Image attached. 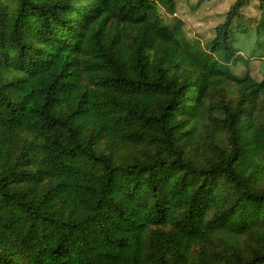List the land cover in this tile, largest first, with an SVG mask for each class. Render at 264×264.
<instances>
[{"label": "trees", "instance_id": "obj_1", "mask_svg": "<svg viewBox=\"0 0 264 264\" xmlns=\"http://www.w3.org/2000/svg\"><path fill=\"white\" fill-rule=\"evenodd\" d=\"M0 264H264V0H0Z\"/></svg>", "mask_w": 264, "mask_h": 264}, {"label": "rangeland", "instance_id": "obj_2", "mask_svg": "<svg viewBox=\"0 0 264 264\" xmlns=\"http://www.w3.org/2000/svg\"><path fill=\"white\" fill-rule=\"evenodd\" d=\"M224 7H225V4H220L212 13H210L208 15L207 20L202 21L203 25L205 27L209 28V30L214 29L216 27V23H217L216 21H217L218 15L221 13V11L224 9ZM176 18L179 20H182V15L180 14V12H178V14L176 15ZM201 44L204 45V41H201ZM200 57H201V55H200ZM202 60H204V58H202ZM235 69L238 72V74H240L244 70V66L239 65ZM235 69H234V72H235Z\"/></svg>", "mask_w": 264, "mask_h": 264}]
</instances>
